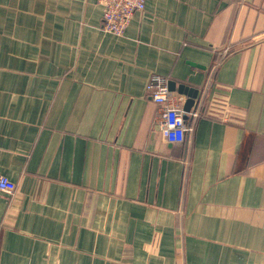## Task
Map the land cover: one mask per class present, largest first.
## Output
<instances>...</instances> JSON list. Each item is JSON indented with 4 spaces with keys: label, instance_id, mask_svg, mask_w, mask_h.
Listing matches in <instances>:
<instances>
[{
    "label": "crops",
    "instance_id": "crops-1",
    "mask_svg": "<svg viewBox=\"0 0 264 264\" xmlns=\"http://www.w3.org/2000/svg\"><path fill=\"white\" fill-rule=\"evenodd\" d=\"M102 15L0 0V264H264V0ZM153 76L198 91L182 144Z\"/></svg>",
    "mask_w": 264,
    "mask_h": 264
},
{
    "label": "built area",
    "instance_id": "built-area-1",
    "mask_svg": "<svg viewBox=\"0 0 264 264\" xmlns=\"http://www.w3.org/2000/svg\"><path fill=\"white\" fill-rule=\"evenodd\" d=\"M98 3L103 8L101 29L118 37L124 36L135 14L143 12L146 7V0H98ZM168 84L167 78L153 76L148 84V93L159 108L161 119L158 128L163 137L171 144H182L192 129L186 123L182 98L171 92ZM198 115L195 112L193 117ZM15 191L16 184L0 175V192L12 195Z\"/></svg>",
    "mask_w": 264,
    "mask_h": 264
},
{
    "label": "water",
    "instance_id": "water-1",
    "mask_svg": "<svg viewBox=\"0 0 264 264\" xmlns=\"http://www.w3.org/2000/svg\"><path fill=\"white\" fill-rule=\"evenodd\" d=\"M168 86H169V90L171 92L177 91L180 94L188 96V100L185 104L184 111H185V113H190L191 108L194 106V103L198 97V91L192 90L183 84L177 86L176 82H173V81H170Z\"/></svg>",
    "mask_w": 264,
    "mask_h": 264
}]
</instances>
